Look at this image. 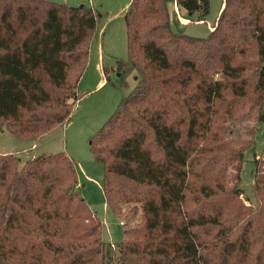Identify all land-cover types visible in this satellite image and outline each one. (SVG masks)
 <instances>
[{
    "label": "trees",
    "instance_id": "1",
    "mask_svg": "<svg viewBox=\"0 0 264 264\" xmlns=\"http://www.w3.org/2000/svg\"><path fill=\"white\" fill-rule=\"evenodd\" d=\"M221 4L205 39L184 34L167 0H130L123 16L127 58L113 71L119 89L130 75L135 85L90 140L121 241H102L66 154L22 167L0 154V264H23L11 248L26 264H229L250 246L264 264V145L250 208L239 183L254 142L231 138L252 111L264 121V0ZM175 5L196 22L209 12L208 0ZM99 18L86 6L0 0V122L14 137L36 143L67 122Z\"/></svg>",
    "mask_w": 264,
    "mask_h": 264
},
{
    "label": "rangeland",
    "instance_id": "2",
    "mask_svg": "<svg viewBox=\"0 0 264 264\" xmlns=\"http://www.w3.org/2000/svg\"><path fill=\"white\" fill-rule=\"evenodd\" d=\"M69 6H86L100 14L96 31L90 41L89 55L85 69L76 87L77 102L69 119L60 127L36 143L14 137L5 127L6 122H0V154H13L19 159V167L32 156L43 154L64 153L76 163L78 189L89 208L97 214L102 223L101 238L105 244L115 245L122 239L119 220L114 218L104 202L102 193V164L96 162L91 154L90 140L100 131L103 124L115 111L121 99L134 87L133 75L126 78L127 87L119 89L118 74L113 71L116 60H125L126 32L123 16L129 7L130 0H48ZM209 12L202 22H196L195 17L181 26L184 34L205 39L209 35L210 26L219 16V8L223 0H208ZM170 13L175 10V0H167ZM177 9V8H176ZM183 12V11H181ZM178 9L179 18L186 16ZM175 14V13H174ZM182 14V15H181ZM180 23L177 15H174ZM182 23V22H181ZM174 29V27H172ZM100 56V57H99ZM249 60L253 64L252 84L256 83L257 71L261 61L257 59L256 49L250 53ZM110 77L106 83L104 71ZM250 100H253L251 94ZM264 115V105L262 108ZM232 129V139H252V149L246 150L240 170V199L246 207L256 208L253 197V161L259 157L264 145V121L258 120V111H252L249 119L242 125ZM33 146V147H31ZM231 172V171H230ZM130 206L123 207L128 210ZM113 249V247H111ZM20 263L26 264V253L11 248ZM250 246L242 253L229 256V264H252ZM227 258V257H226Z\"/></svg>",
    "mask_w": 264,
    "mask_h": 264
},
{
    "label": "crops",
    "instance_id": "3",
    "mask_svg": "<svg viewBox=\"0 0 264 264\" xmlns=\"http://www.w3.org/2000/svg\"><path fill=\"white\" fill-rule=\"evenodd\" d=\"M177 7H175V10L178 12V8L176 9ZM221 9H222V4H221V6H220V8H219V12L221 11ZM174 10V11H175ZM181 12V11H180ZM182 14H183V12H181ZM181 14V15H182ZM183 16V15H182ZM177 17L179 18V15L177 14ZM181 21H180V23L183 25V24H186V22H188L189 20H187V19H185L184 17L183 18H179ZM214 24V23H213ZM212 24V25H213ZM212 25L209 27L210 28V30L212 29ZM100 57V56H99ZM31 147H33V146H31Z\"/></svg>",
    "mask_w": 264,
    "mask_h": 264
},
{
    "label": "built area",
    "instance_id": "4",
    "mask_svg": "<svg viewBox=\"0 0 264 264\" xmlns=\"http://www.w3.org/2000/svg\"><path fill=\"white\" fill-rule=\"evenodd\" d=\"M175 12L177 13V11L175 10ZM121 224V223H120Z\"/></svg>",
    "mask_w": 264,
    "mask_h": 264
}]
</instances>
